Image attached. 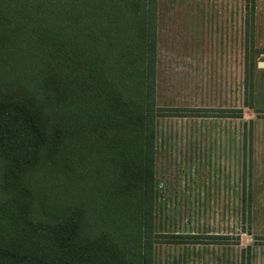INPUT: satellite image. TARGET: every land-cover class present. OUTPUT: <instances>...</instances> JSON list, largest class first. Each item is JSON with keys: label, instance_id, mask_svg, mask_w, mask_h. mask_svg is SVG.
I'll return each instance as SVG.
<instances>
[{"label": "trees", "instance_id": "obj_1", "mask_svg": "<svg viewBox=\"0 0 264 264\" xmlns=\"http://www.w3.org/2000/svg\"><path fill=\"white\" fill-rule=\"evenodd\" d=\"M158 13L0 0V264H155Z\"/></svg>", "mask_w": 264, "mask_h": 264}, {"label": "rangeland", "instance_id": "obj_2", "mask_svg": "<svg viewBox=\"0 0 264 264\" xmlns=\"http://www.w3.org/2000/svg\"><path fill=\"white\" fill-rule=\"evenodd\" d=\"M158 11L155 264H264V0Z\"/></svg>", "mask_w": 264, "mask_h": 264}, {"label": "water", "instance_id": "obj_3", "mask_svg": "<svg viewBox=\"0 0 264 264\" xmlns=\"http://www.w3.org/2000/svg\"><path fill=\"white\" fill-rule=\"evenodd\" d=\"M259 65H260V66H261V65H264V63H263V62H260Z\"/></svg>", "mask_w": 264, "mask_h": 264}]
</instances>
